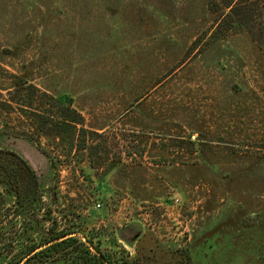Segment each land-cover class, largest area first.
<instances>
[{
  "label": "rangeland",
  "instance_id": "obj_1",
  "mask_svg": "<svg viewBox=\"0 0 264 264\" xmlns=\"http://www.w3.org/2000/svg\"><path fill=\"white\" fill-rule=\"evenodd\" d=\"M221 14L0 0V150L36 180L17 200L7 178L23 195L28 176L0 155V264H74L78 243L112 264H264V51L217 34ZM62 108L81 120L67 139Z\"/></svg>",
  "mask_w": 264,
  "mask_h": 264
},
{
  "label": "trees",
  "instance_id": "obj_2",
  "mask_svg": "<svg viewBox=\"0 0 264 264\" xmlns=\"http://www.w3.org/2000/svg\"><path fill=\"white\" fill-rule=\"evenodd\" d=\"M208 5L210 7H215L218 11L222 10L221 16H224L216 26L217 34L223 36L232 29L240 28L255 44H257L261 50L264 51V0H208ZM62 110L64 115L59 117L57 125L60 128V133H64L63 135H65L62 138L67 139L69 138L70 133L76 131V126L81 125V120L78 118L77 113L74 110L69 108H62ZM1 154L8 155L11 160L14 159V162H18L23 166L29 179L28 191H26L23 195L19 192L20 186H18V180H11V178H7V183L15 192V196L17 195V200H27L30 188L32 189L33 187H36L34 171L31 169L29 164L15 152L0 150V155ZM11 170L12 169L4 166V163L0 160V175L7 173L11 175V173H14ZM9 180L11 181L9 182ZM77 241L78 240L74 237L67 238V234L58 236L31 250L28 254H31V256L27 259L46 254L48 257L53 251L75 245V243H78ZM78 244L82 246L77 252L68 251L65 254L67 257H72L74 259V264H112V262L107 260L100 252L97 251L96 253H92L88 248L84 247L83 244ZM43 246L46 247L42 248ZM39 248L42 249L36 251V249Z\"/></svg>",
  "mask_w": 264,
  "mask_h": 264
}]
</instances>
